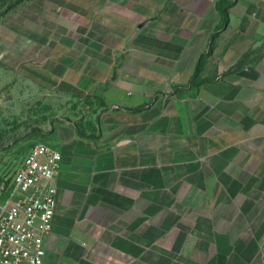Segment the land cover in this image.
<instances>
[{
	"label": "crops",
	"instance_id": "0c3cea01",
	"mask_svg": "<svg viewBox=\"0 0 264 264\" xmlns=\"http://www.w3.org/2000/svg\"><path fill=\"white\" fill-rule=\"evenodd\" d=\"M61 11L96 106L59 134L45 264H264V0Z\"/></svg>",
	"mask_w": 264,
	"mask_h": 264
},
{
	"label": "rangeland",
	"instance_id": "374dc122",
	"mask_svg": "<svg viewBox=\"0 0 264 264\" xmlns=\"http://www.w3.org/2000/svg\"><path fill=\"white\" fill-rule=\"evenodd\" d=\"M61 12V0H0V181L6 184L33 143L56 147L62 128L85 118L93 127L95 113L85 109L96 106L93 94L80 97L67 77L95 51L79 49L82 37L63 26Z\"/></svg>",
	"mask_w": 264,
	"mask_h": 264
},
{
	"label": "built area",
	"instance_id": "2783aa9c",
	"mask_svg": "<svg viewBox=\"0 0 264 264\" xmlns=\"http://www.w3.org/2000/svg\"><path fill=\"white\" fill-rule=\"evenodd\" d=\"M62 159L59 149L35 142L9 183L0 181V264H45L58 204L54 180Z\"/></svg>",
	"mask_w": 264,
	"mask_h": 264
},
{
	"label": "trees",
	"instance_id": "16d2710c",
	"mask_svg": "<svg viewBox=\"0 0 264 264\" xmlns=\"http://www.w3.org/2000/svg\"><path fill=\"white\" fill-rule=\"evenodd\" d=\"M24 154H25V153H24ZM3 178H4V177H3ZM3 178H2V179H3Z\"/></svg>",
	"mask_w": 264,
	"mask_h": 264
}]
</instances>
